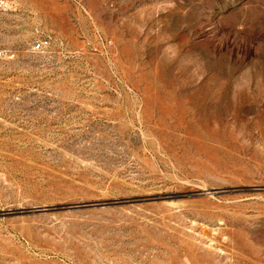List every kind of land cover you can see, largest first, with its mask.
<instances>
[{
  "label": "rangeland",
  "instance_id": "rangeland-1",
  "mask_svg": "<svg viewBox=\"0 0 264 264\" xmlns=\"http://www.w3.org/2000/svg\"><path fill=\"white\" fill-rule=\"evenodd\" d=\"M0 264H264V0H0Z\"/></svg>",
  "mask_w": 264,
  "mask_h": 264
},
{
  "label": "built area",
  "instance_id": "built-area-1",
  "mask_svg": "<svg viewBox=\"0 0 264 264\" xmlns=\"http://www.w3.org/2000/svg\"><path fill=\"white\" fill-rule=\"evenodd\" d=\"M40 47H41V44H37V45H36V48H40Z\"/></svg>",
  "mask_w": 264,
  "mask_h": 264
}]
</instances>
